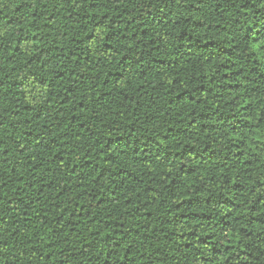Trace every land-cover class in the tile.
I'll list each match as a JSON object with an SVG mask.
<instances>
[{"label":"trees","instance_id":"obj_1","mask_svg":"<svg viewBox=\"0 0 264 264\" xmlns=\"http://www.w3.org/2000/svg\"><path fill=\"white\" fill-rule=\"evenodd\" d=\"M0 264H264V0H0Z\"/></svg>","mask_w":264,"mask_h":264}]
</instances>
